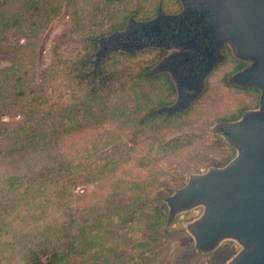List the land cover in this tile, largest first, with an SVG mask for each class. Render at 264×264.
I'll return each mask as SVG.
<instances>
[{
	"label": "trees",
	"instance_id": "obj_1",
	"mask_svg": "<svg viewBox=\"0 0 264 264\" xmlns=\"http://www.w3.org/2000/svg\"><path fill=\"white\" fill-rule=\"evenodd\" d=\"M72 1L67 0L68 4ZM26 3L31 11L47 8L45 0H26ZM81 3L90 6L88 15L92 21L110 20L119 13L123 21L131 9H126L124 0H81ZM116 5L121 8L117 9ZM50 12L44 20L46 14L41 19L40 14L27 16L0 11V43L7 41L12 32L22 33L26 40L15 45L17 52H33L38 28L57 17L60 9L52 7ZM71 19L68 35L83 36L89 52L80 49L60 55L56 44L54 64L49 68L35 70L34 62L24 59V55L17 56L16 52L11 66L0 64V115L14 108L26 115L18 129L0 127V264H13V260L19 264H155L160 260L157 242L166 221V209L157 207L154 197L144 196L145 181L122 180L118 168L123 162L103 152L104 133L97 131L111 121L109 118L130 121L128 118L133 117V137L146 132L147 121H184L192 111L208 109L210 103L204 99L208 91L185 113L168 118L164 115L145 118L151 108L142 114L138 104L111 106L113 89L125 93L138 82H118L112 86L118 74L107 64L117 61L113 54L101 62L92 83L87 61L96 48L94 39L120 27L122 21L107 32L91 29L87 35L78 11L71 13ZM101 27L97 25L98 29ZM119 54L129 59L147 54V61L153 64L148 51L134 56ZM230 63V71L224 72L216 83L253 101V106L244 104L242 111L254 109L260 98L257 89L225 83L236 62ZM141 73H136L135 78H140ZM56 77H61L68 86L71 83L76 86L71 97L67 92L57 96ZM214 77L208 79V85ZM151 80L165 83L171 89L161 76ZM226 115L225 111L219 112L209 124L232 122L239 117ZM90 131L94 136L83 142L82 135ZM147 139L158 141L153 134ZM86 186H93L94 192L84 191L82 187ZM90 195L95 196L93 204H88ZM145 220L149 222L145 224ZM133 226L138 229L134 230Z\"/></svg>",
	"mask_w": 264,
	"mask_h": 264
},
{
	"label": "rangeland",
	"instance_id": "obj_2",
	"mask_svg": "<svg viewBox=\"0 0 264 264\" xmlns=\"http://www.w3.org/2000/svg\"><path fill=\"white\" fill-rule=\"evenodd\" d=\"M45 1L47 4L46 11L37 12L27 9L26 0H0V11L27 14V16L32 13L40 14L42 16L41 19L43 14H46L43 18L44 20H46L47 15L50 16L52 7H59L60 9L57 17L51 19L48 24H43L41 29L38 28L39 33L36 35L37 47L33 52H17L15 45L24 43V40H26L24 34L14 35L15 32L8 34V40L0 43V64L2 67L12 65L13 54L16 52L17 56L24 55V59L34 62L35 70L49 68L54 64L53 47L56 44L60 48V55L76 53L80 49L89 52L88 43L84 41L83 36L68 35L72 25L71 13L74 11H78L83 18L87 35H89L88 32L91 29L99 33L107 32L109 27L120 23L123 17L122 13H119L110 20L105 18L102 21H98V19L92 21L88 15L90 6L82 4L81 0H73L69 4L67 0ZM145 1L148 0H124L126 9L128 7L134 9L135 6H141ZM116 8L120 9L121 7L116 5ZM139 16L142 18L145 15L141 14ZM97 25L102 27L98 29ZM96 50L97 45L87 61L91 67L90 74L93 71V65L90 62L93 60ZM114 59L117 61H110L107 64L109 67H113L112 71L118 74L112 86H116L118 82L127 83L128 81H137L138 85L125 93L121 92V89L120 91L113 89L109 100L111 106L130 107L138 104L142 107V114L151 108L150 112L145 116V118H148L152 117L148 115L160 106H167L174 102L175 93L172 88H168L165 83L151 80L155 76H150L148 73L152 64L147 61V54L129 59L116 53ZM230 64L229 61L220 66L215 71L216 73L211 75V77L215 76V80L210 85H208L209 82L207 83L205 91H208V94H205L204 99H208L210 103L208 109L200 108L194 110L184 121L176 119L171 121H163L161 119L153 122L147 121L144 124L147 128L146 132L138 134L136 137H133V134L131 135V133L135 132L133 129L135 128L134 122L131 121L133 117L131 116L128 118L130 121H127L126 118L118 120L109 118L111 121L102 125V128L97 131L104 133L102 141L105 142L106 147L103 152L113 155L123 162V165L118 168V173L122 176V180L125 182L129 179L145 181L144 196H147V198L148 196L154 197L155 205L161 209H166L163 199L185 185L189 175L202 173L210 167H221L227 164L235 155L234 150L225 144L221 138L208 133V130L215 125V123L210 125V120L219 112L225 111L226 116H239L233 120L236 121L247 111H242L241 107L244 104H253V101H249V98L246 101L243 95L233 92L231 89H223L216 83L224 72L230 71ZM99 65L97 71L99 70ZM56 70L60 69L57 68ZM141 71L140 78H135V74ZM228 76L225 77V83L227 84ZM103 77L106 78V76ZM94 79L95 76L92 77V83ZM54 83V92H57V96L67 92V95L71 97V91L77 89L72 83L71 86H68L67 83L62 81L61 77H56ZM259 99L258 97L256 104L254 103V108L258 106ZM25 119V112L19 108H14L9 113L0 115V127L18 129L24 124ZM125 121L127 122L125 123ZM139 129L140 127L136 131H139ZM151 132H153V138L158 139L157 142L153 141V139L150 141L147 139L148 136L152 135ZM93 136L94 132L90 131L87 134L85 132L81 139L86 142ZM20 172L22 173L23 171L21 170ZM82 188L89 194L94 192L93 186ZM102 192L105 193V188H103ZM102 192L100 194L103 196ZM94 198V195L88 196V204H93ZM147 203V206H150L151 203ZM198 215V210L193 211L176 217L168 227H165L164 224L163 229L160 230V237L157 242L160 260L155 264H226L235 254L237 247L233 248L231 243L228 242L223 243L219 247V251H215L216 253L201 255L195 251L193 241L186 233L183 225ZM147 222L149 221H144L145 224ZM133 227L134 230L138 229L135 226ZM13 264H19V262L13 260Z\"/></svg>",
	"mask_w": 264,
	"mask_h": 264
},
{
	"label": "water",
	"instance_id": "obj_3",
	"mask_svg": "<svg viewBox=\"0 0 264 264\" xmlns=\"http://www.w3.org/2000/svg\"><path fill=\"white\" fill-rule=\"evenodd\" d=\"M206 4L201 13L210 24L212 48L225 45L234 59L253 65L251 70L232 76L228 83L255 88L260 99L256 108L245 111L238 120L217 123L208 130L235 155L221 167L189 175L185 185L163 199L165 227L176 217L198 210L199 215L183 225L197 253H213L228 242L237 251L226 264H264V0H207ZM95 42L97 50L90 62L93 77L106 57L115 53L133 55L145 47L137 43L129 29ZM221 60L205 63L197 79L177 83L174 102L148 116L168 118L185 113L203 94L207 78ZM161 72L158 64L149 75Z\"/></svg>",
	"mask_w": 264,
	"mask_h": 264
},
{
	"label": "flooded vegetation",
	"instance_id": "obj_4",
	"mask_svg": "<svg viewBox=\"0 0 264 264\" xmlns=\"http://www.w3.org/2000/svg\"><path fill=\"white\" fill-rule=\"evenodd\" d=\"M206 1H145L141 6L129 9L130 12L126 14L120 27L112 29L111 32L99 38L107 37L112 33L124 32L127 29L134 32L137 43L145 47L133 55L124 54L134 56L138 52L148 51L153 63L148 73H152L153 69L160 64L163 72L153 76H161L167 80L175 95L177 83H186L197 79V75L204 68L205 63L219 61V58L222 60L215 66L211 75L218 67L229 61L236 63L228 80L235 74L251 70L253 65L234 59L227 46L212 48L214 38L210 33V24L201 13V10L207 6ZM141 14L145 16L141 18L139 16ZM144 24L145 28H143ZM207 48L212 50L205 51ZM211 75L206 80V86ZM231 245L235 248L234 244Z\"/></svg>",
	"mask_w": 264,
	"mask_h": 264
}]
</instances>
